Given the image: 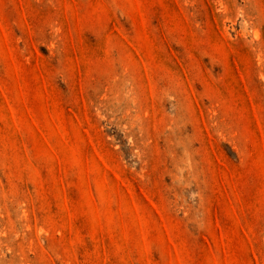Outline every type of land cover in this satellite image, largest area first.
Returning a JSON list of instances; mask_svg holds the SVG:
<instances>
[{"label": "rangeland", "instance_id": "1", "mask_svg": "<svg viewBox=\"0 0 264 264\" xmlns=\"http://www.w3.org/2000/svg\"><path fill=\"white\" fill-rule=\"evenodd\" d=\"M0 264H264V0H0Z\"/></svg>", "mask_w": 264, "mask_h": 264}]
</instances>
